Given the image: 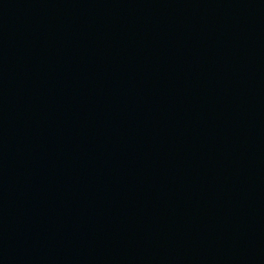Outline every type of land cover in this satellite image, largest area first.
Returning <instances> with one entry per match:
<instances>
[{
  "label": "water",
  "instance_id": "obj_1",
  "mask_svg": "<svg viewBox=\"0 0 264 264\" xmlns=\"http://www.w3.org/2000/svg\"><path fill=\"white\" fill-rule=\"evenodd\" d=\"M0 264H264V0H0Z\"/></svg>",
  "mask_w": 264,
  "mask_h": 264
}]
</instances>
